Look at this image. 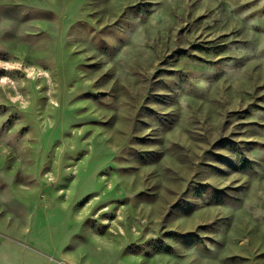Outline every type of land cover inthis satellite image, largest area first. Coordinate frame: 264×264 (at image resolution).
<instances>
[{
  "label": "rangeland",
  "instance_id": "rangeland-1",
  "mask_svg": "<svg viewBox=\"0 0 264 264\" xmlns=\"http://www.w3.org/2000/svg\"><path fill=\"white\" fill-rule=\"evenodd\" d=\"M0 264H264V0H0Z\"/></svg>",
  "mask_w": 264,
  "mask_h": 264
}]
</instances>
